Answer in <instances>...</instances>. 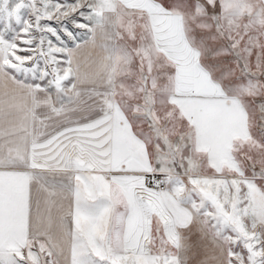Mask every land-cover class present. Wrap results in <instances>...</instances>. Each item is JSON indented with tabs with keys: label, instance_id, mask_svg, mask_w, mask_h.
Masks as SVG:
<instances>
[{
	"label": "snow or ice",
	"instance_id": "1",
	"mask_svg": "<svg viewBox=\"0 0 264 264\" xmlns=\"http://www.w3.org/2000/svg\"><path fill=\"white\" fill-rule=\"evenodd\" d=\"M0 264H264V0H0Z\"/></svg>",
	"mask_w": 264,
	"mask_h": 264
}]
</instances>
